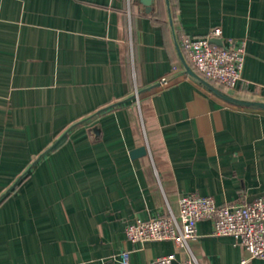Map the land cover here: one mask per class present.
Wrapping results in <instances>:
<instances>
[{
  "label": "crops",
  "instance_id": "obj_1",
  "mask_svg": "<svg viewBox=\"0 0 264 264\" xmlns=\"http://www.w3.org/2000/svg\"><path fill=\"white\" fill-rule=\"evenodd\" d=\"M169 16L178 44L214 28L244 42L242 80L211 84L264 102V0H0V264H181L125 227L190 194L264 197V109L184 75ZM212 229L189 245L199 264H264Z\"/></svg>",
  "mask_w": 264,
  "mask_h": 264
},
{
  "label": "built area",
  "instance_id": "obj_2",
  "mask_svg": "<svg viewBox=\"0 0 264 264\" xmlns=\"http://www.w3.org/2000/svg\"><path fill=\"white\" fill-rule=\"evenodd\" d=\"M210 39H220L222 33L214 28L205 37L179 36V47L191 69L202 79L232 90L242 80L245 59V43L233 40L222 41V46L212 44ZM177 67L173 68L176 72ZM167 79L160 84L166 85ZM212 223V235L230 237L235 245L243 249L247 259H264V197L249 203L218 206L212 197L190 194L178 201V213L170 209L160 216L136 219L125 227V237L131 243L171 241L187 252L181 264H199L190 249V243L197 237V224ZM123 263L128 252H122ZM173 254L160 256L150 264H176ZM244 262V261H243Z\"/></svg>",
  "mask_w": 264,
  "mask_h": 264
},
{
  "label": "water",
  "instance_id": "obj_3",
  "mask_svg": "<svg viewBox=\"0 0 264 264\" xmlns=\"http://www.w3.org/2000/svg\"><path fill=\"white\" fill-rule=\"evenodd\" d=\"M141 3L149 10H151V8L154 6V0H141ZM166 3L168 5L169 8V0H166ZM169 21L172 27V31L174 34V29H173V23H172V18L171 16H169ZM174 38H175V47L177 50V54L180 60V63L182 65L183 68V74L188 76L189 78L193 79L194 81H196L197 83H199L201 86H203L204 88H206L208 91H210L212 94H214L215 96L219 97L220 99L235 105V106H240V107H256V108H261L264 109V102L261 101H247V100H242V99H238L235 97L230 96L229 94L221 91L220 89H218L217 87H215L214 85H212L211 83L207 82L206 80L202 79L199 75H197L189 66L188 62L186 61L183 53L180 50L179 44L176 41V35L174 34ZM210 42L212 44L218 45V46H222V41L220 39H210ZM146 154V149L145 147H140L136 150H134L131 153L132 157H141L143 155Z\"/></svg>",
  "mask_w": 264,
  "mask_h": 264
}]
</instances>
